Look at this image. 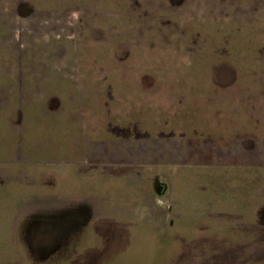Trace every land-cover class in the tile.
<instances>
[{
  "label": "rangeland",
  "instance_id": "rangeland-1",
  "mask_svg": "<svg viewBox=\"0 0 264 264\" xmlns=\"http://www.w3.org/2000/svg\"><path fill=\"white\" fill-rule=\"evenodd\" d=\"M263 206L264 0H0V264H264Z\"/></svg>",
  "mask_w": 264,
  "mask_h": 264
},
{
  "label": "flooded vegetation",
  "instance_id": "flooded-vegetation-1",
  "mask_svg": "<svg viewBox=\"0 0 264 264\" xmlns=\"http://www.w3.org/2000/svg\"><path fill=\"white\" fill-rule=\"evenodd\" d=\"M227 70H228L227 67L220 66L214 72V76L217 79L219 85L228 84L230 82V79L231 81L233 80L234 78V77L232 78L233 75H231V73H228ZM197 137L199 139H202L203 136L198 135ZM243 148L246 150L245 146H243ZM166 191H167V184L163 182L161 183V189H160V192L162 194H159V196L164 195ZM259 213H260L259 219L261 222H263L264 221V206L260 209ZM86 214H87V211L83 210L80 207H76V208L74 207L73 209L65 210V211H62L61 213L55 214V218L51 219L49 222L48 221L45 222L47 224L46 227L43 229L41 234L38 235L36 238V240L38 239L40 240L42 236L47 235L46 233L52 234L49 238L50 239L49 245H46L45 247L37 248L36 250L38 251V249H41L42 251H38V252H40L42 255L48 254V255L57 256L58 253L60 254V251L62 250V248L67 245L68 240L74 239V238L78 242L82 240L84 238V226L81 227L79 223H80L81 216H84V215L86 216ZM67 215L70 216V220L66 219ZM89 223L90 222L88 221L87 225ZM32 245L34 244L32 243ZM58 245H60L61 247L60 246L57 247ZM71 245H74V243Z\"/></svg>",
  "mask_w": 264,
  "mask_h": 264
},
{
  "label": "crops",
  "instance_id": "crops-1",
  "mask_svg": "<svg viewBox=\"0 0 264 264\" xmlns=\"http://www.w3.org/2000/svg\"><path fill=\"white\" fill-rule=\"evenodd\" d=\"M238 137H240V136H238V135L237 136H232V135L225 136V138H227V139H235V138H238ZM263 223H264V221H263Z\"/></svg>",
  "mask_w": 264,
  "mask_h": 264
},
{
  "label": "water",
  "instance_id": "water-1",
  "mask_svg": "<svg viewBox=\"0 0 264 264\" xmlns=\"http://www.w3.org/2000/svg\"><path fill=\"white\" fill-rule=\"evenodd\" d=\"M160 189H161V185H159L158 187H157V189H156V193L157 194H160L161 192H160Z\"/></svg>",
  "mask_w": 264,
  "mask_h": 264
}]
</instances>
